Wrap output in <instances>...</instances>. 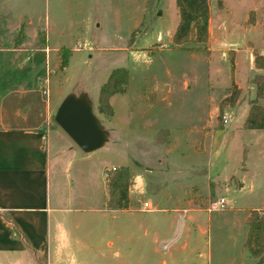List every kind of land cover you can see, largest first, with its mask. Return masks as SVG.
Instances as JSON below:
<instances>
[{
  "label": "rangeland",
  "instance_id": "rangeland-1",
  "mask_svg": "<svg viewBox=\"0 0 264 264\" xmlns=\"http://www.w3.org/2000/svg\"><path fill=\"white\" fill-rule=\"evenodd\" d=\"M209 4L207 42L198 44L193 35L175 47L176 0H0V77L27 71L22 86L48 90L53 103L86 93L105 129H115L103 148L89 153L75 204L68 198L71 181L65 184L73 172L58 187L52 174L49 190L52 198L62 195L64 206L86 208L81 222L107 224V176L129 168L133 264H258L246 241L252 212L264 218V138L243 125L256 96L252 81L264 75L251 65V56L264 53V0ZM120 68L128 70L129 83L113 99L111 121L97 103ZM234 72L243 91L230 104L225 96L235 90ZM128 110L138 122L132 128ZM157 122L165 127L157 131ZM58 159L52 151V172ZM221 199L225 207L215 208ZM173 215L183 221L177 245L188 241L187 251L169 243L179 230L171 229Z\"/></svg>",
  "mask_w": 264,
  "mask_h": 264
},
{
  "label": "crops",
  "instance_id": "crops-1",
  "mask_svg": "<svg viewBox=\"0 0 264 264\" xmlns=\"http://www.w3.org/2000/svg\"><path fill=\"white\" fill-rule=\"evenodd\" d=\"M211 20L210 17L209 23ZM251 65L256 69L253 56ZM235 72L232 87L240 95L243 87L235 79ZM228 89L230 94L234 90ZM44 91L22 84L11 90H0V264H133L134 225L127 221L130 208L108 210L107 224L81 222L86 208L64 206L65 203L59 200L62 195L51 197L52 174L58 183L54 185L58 187L65 181V174L71 171L76 177L65 184L71 181L68 198L75 204L74 189L86 177L84 165L91 161V154L82 152L55 123L54 117L62 100L50 102ZM27 96V101L22 104V99ZM114 98H111V104ZM249 110L250 105L247 115ZM126 117L127 127L138 124L131 110ZM147 122L143 121V126H151ZM192 125L196 127L195 121ZM162 126L165 124L157 122V131ZM108 131L111 137L115 129ZM251 131L264 138V130ZM52 151L59 158L53 172ZM90 171L91 175L95 174V167L91 166ZM97 211L96 208L88 210L90 213ZM173 213L177 214L176 211ZM172 219L171 229L176 225L179 230L174 228L176 236L169 243L175 245L176 250L177 241L182 237L183 221H176L179 220L177 215ZM189 230L190 226L185 225L184 234ZM170 232L165 231V234L170 235ZM157 241L159 238L155 239ZM177 247L187 251L189 242ZM166 248L167 244L163 246ZM173 256L170 254L169 259Z\"/></svg>",
  "mask_w": 264,
  "mask_h": 264
},
{
  "label": "trees",
  "instance_id": "trees-1",
  "mask_svg": "<svg viewBox=\"0 0 264 264\" xmlns=\"http://www.w3.org/2000/svg\"><path fill=\"white\" fill-rule=\"evenodd\" d=\"M210 0H176L179 10V24L173 36L175 47H183L192 40L205 44L209 37ZM43 57V54L39 55ZM255 67L264 71V54L255 55ZM67 56L62 66H67ZM27 71H7L0 77V90H11L23 82ZM129 72L124 68L114 70L107 82L101 87L97 103V111L105 119L114 117V109L110 103L113 96L123 94L129 83ZM256 87V96L250 101V110L243 127L247 130H264V75H256L252 81ZM239 91L233 90L225 100L230 104L237 102ZM130 170L114 169L107 176L108 202L110 210H127L131 207L129 197ZM259 211H254L249 222V236L246 244L250 253L258 258V264H263L264 254V218L259 217ZM254 245L256 247H254Z\"/></svg>",
  "mask_w": 264,
  "mask_h": 264
},
{
  "label": "water",
  "instance_id": "water-1",
  "mask_svg": "<svg viewBox=\"0 0 264 264\" xmlns=\"http://www.w3.org/2000/svg\"><path fill=\"white\" fill-rule=\"evenodd\" d=\"M54 121L84 153L103 148L110 139L109 131L95 114L86 93L66 96L56 111Z\"/></svg>",
  "mask_w": 264,
  "mask_h": 264
},
{
  "label": "built area",
  "instance_id": "built-area-1",
  "mask_svg": "<svg viewBox=\"0 0 264 264\" xmlns=\"http://www.w3.org/2000/svg\"><path fill=\"white\" fill-rule=\"evenodd\" d=\"M44 93L47 94V93H48V90H45ZM224 119L227 121L226 117H224ZM225 205H226V202H225L224 199H221V200H219V201L213 203V206H214L215 208H218V209H220V208H224ZM145 206L147 207V206H149V204L146 203Z\"/></svg>",
  "mask_w": 264,
  "mask_h": 264
}]
</instances>
